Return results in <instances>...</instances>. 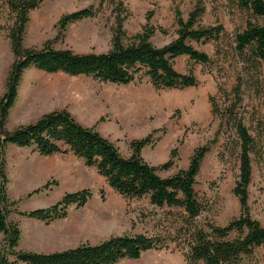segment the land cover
Returning a JSON list of instances; mask_svg holds the SVG:
<instances>
[{"label":"rangeland","instance_id":"374dc122","mask_svg":"<svg viewBox=\"0 0 264 264\" xmlns=\"http://www.w3.org/2000/svg\"><path fill=\"white\" fill-rule=\"evenodd\" d=\"M43 5L30 14V24L24 46L41 49L48 41L58 49L76 53H105L111 49L113 28L122 6L128 14L125 30L129 38L156 30L154 45L163 47L177 38V11L188 18L195 0H43ZM85 8L97 16L71 24L62 39L59 21L62 17ZM248 14L229 0H206L202 26L225 27L224 40L219 43H192L205 51L212 63L202 65L187 56L175 60L182 74L193 71L198 85L185 90H158L142 76L136 82L120 86L102 83L92 77H71L63 73L47 74L35 69L24 73L19 98L11 110L7 129L36 123L43 116L67 110L79 123L94 128L112 141L120 153L129 157L130 144L155 132L154 146L143 150L144 159L153 166H162L170 159L174 165L159 171L162 177L186 169L194 151L210 146L196 190L208 206L198 222L226 226L240 216L239 199L234 194L239 179L238 150L235 134L220 117L212 114L213 105L221 110L238 104L236 113L255 137L257 153L253 155V181L250 187V212L264 226V81L251 65L231 47L234 35L246 27ZM13 16L7 0H0V97L6 91L11 67L15 61L9 28ZM216 46L220 52L216 54ZM240 86L237 97L233 90ZM213 104V105H212ZM177 153L174 155L173 152ZM35 151L9 145L6 150L7 192L15 203L9 221L19 224L22 237L19 250L49 254L98 244L112 236L138 235L159 237L165 248L144 253L139 260H124L118 264H187L189 245L182 209H160L148 198L126 199L109 187L96 168H89L73 154L59 158L33 159ZM57 161L55 163H48ZM60 163V164H59ZM50 185L48 189L43 188ZM40 193L51 190L44 197ZM90 189L92 199L83 208L71 207L69 217L50 225L25 217L39 208L60 201L65 194ZM187 232V230H186ZM4 235L0 233V247ZM257 264H264V251H256ZM253 262L249 264H254ZM246 264H248L246 262Z\"/></svg>","mask_w":264,"mask_h":264},{"label":"trees","instance_id":"16d2710c","mask_svg":"<svg viewBox=\"0 0 264 264\" xmlns=\"http://www.w3.org/2000/svg\"><path fill=\"white\" fill-rule=\"evenodd\" d=\"M229 1L248 14L246 27L234 35L230 44L233 52L243 60L244 67L251 65V71L253 67L264 81V0ZM43 3V0H7L13 16L8 38L15 61L8 76L6 91L0 97V233L4 235L0 264H118L124 260H139L148 251L165 248L163 239L138 234L112 236L95 245L84 244L49 254L19 250L22 237L20 226L9 221L10 214L15 210V203L7 192L6 150L9 145L32 149L44 157L73 154L83 160L87 167L96 168L109 187L124 198H148L156 208L182 209L181 217L186 224L187 232H184L189 245L187 264H249L256 261V251H264V226L252 218L249 206L254 174L252 156L257 153V145L255 137L236 113L238 104L224 110L212 104V114L220 117L222 125L228 124L235 134L240 174L234 194L239 199L241 212L226 226L208 223V229L205 228L206 224L198 222L208 211V206L199 197L196 185L204 160L211 151L210 146L197 148L186 169L162 177L159 171L169 170L174 165L173 159L157 167L150 165L142 155L146 147L155 145V132L132 141L131 155L125 157L112 141L94 128L79 123L67 110L54 111L36 123L20 126L13 131L7 129L11 110L19 98L24 73L32 68L47 74L92 77L102 83L120 86L130 85L145 76L158 90L196 87L198 79L194 72L182 74L176 70L174 63L176 59L187 56L195 63L211 64L209 54L192 43H219L224 40L223 25H201L206 13V0H195V7L186 20L177 11V38L163 47L153 44L156 30L150 27L129 38L124 26L129 16L122 12V6L118 7L111 49L105 53L87 54L55 48L53 41L46 42L41 49L24 46L30 14ZM96 16L94 9L85 8L62 17L58 25V38H63L71 24ZM219 52L220 48L216 46V54ZM239 90L240 86H237L233 94L237 96ZM176 153L173 152L174 155ZM43 189L36 192L40 193ZM92 197L90 189L67 193L56 204L23 215L50 225L67 219L71 207L83 208Z\"/></svg>","mask_w":264,"mask_h":264},{"label":"crops","instance_id":"0c3cea01","mask_svg":"<svg viewBox=\"0 0 264 264\" xmlns=\"http://www.w3.org/2000/svg\"><path fill=\"white\" fill-rule=\"evenodd\" d=\"M33 69V68H32ZM36 70V69H35ZM22 149H24V148H22ZM25 150H27V149H25ZM33 151V150H32ZM41 157V159H51V160H49V161H52L53 159H57V158H59V156H61V154H58V155H54V156H50V157H44V156H41L39 153H37V152H35V155H34V157H33V159L35 160V162L37 163L38 162V157ZM59 161H61L60 160V158H59ZM62 162V161H61ZM48 163H55V164H57V161L56 160H54L53 162H48ZM60 164V163H59ZM52 194V191L49 189V190H47V191H44V192H42V193H40V195H42V196H44V197H47V195H51Z\"/></svg>","mask_w":264,"mask_h":264}]
</instances>
